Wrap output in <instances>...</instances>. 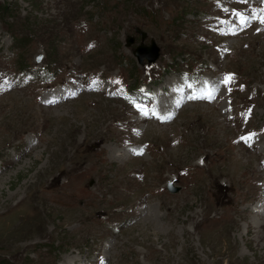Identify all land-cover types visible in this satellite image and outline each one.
<instances>
[{"label": "rangeland", "instance_id": "1", "mask_svg": "<svg viewBox=\"0 0 264 264\" xmlns=\"http://www.w3.org/2000/svg\"><path fill=\"white\" fill-rule=\"evenodd\" d=\"M261 9L0 0V264H264V23L237 16ZM187 73L214 98L161 122L105 83L169 109Z\"/></svg>", "mask_w": 264, "mask_h": 264}, {"label": "snow or ice", "instance_id": "2", "mask_svg": "<svg viewBox=\"0 0 264 264\" xmlns=\"http://www.w3.org/2000/svg\"><path fill=\"white\" fill-rule=\"evenodd\" d=\"M244 2H247V0H244ZM237 16L241 22L242 25H247L251 19H258L260 23H264V9H261L258 13H256L254 16L249 17L245 16L243 13H237ZM234 80V75L233 74H228L224 77V80L222 81L225 85L231 84V82ZM208 98L212 99L214 98V92L212 90L207 91L203 96L200 97H190V98ZM138 110L142 112L143 115H156L158 119L161 120H168L171 118V114L168 115H158L156 110L153 109L152 112L150 113L146 109L142 108L140 105H136ZM255 136V134H249L248 137H242L246 142L251 140V138ZM140 154V153H138Z\"/></svg>", "mask_w": 264, "mask_h": 264}, {"label": "water", "instance_id": "3", "mask_svg": "<svg viewBox=\"0 0 264 264\" xmlns=\"http://www.w3.org/2000/svg\"><path fill=\"white\" fill-rule=\"evenodd\" d=\"M152 45L155 46L154 43H152ZM155 47H156V46H155ZM155 47H153V48H151V49H149V48H144V47H140L138 50H139L140 53L148 51L149 54H150V56L147 57V58H148L147 61H148V62H152V61H155V59H157V57H158V55L155 56V55L153 54V50H155V51L157 52V54H158V48H157V47L155 48ZM143 49H145V51H144ZM141 50H142V51H141ZM139 61H140V60H139ZM140 62H141V61H140Z\"/></svg>", "mask_w": 264, "mask_h": 264}, {"label": "bare ground", "instance_id": "4", "mask_svg": "<svg viewBox=\"0 0 264 264\" xmlns=\"http://www.w3.org/2000/svg\"><path fill=\"white\" fill-rule=\"evenodd\" d=\"M154 47V46H153ZM153 47H151V48H153ZM146 53L147 54H149V52L148 51H146ZM57 92H60L59 90L57 91ZM71 93V92H70ZM55 94V93H54ZM57 96V95H56ZM57 102V101H56ZM264 148V147H263ZM261 237V236H260Z\"/></svg>", "mask_w": 264, "mask_h": 264}]
</instances>
